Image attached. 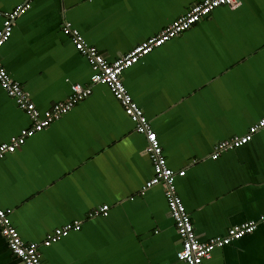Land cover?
<instances>
[{
	"label": "crops",
	"instance_id": "crops-1",
	"mask_svg": "<svg viewBox=\"0 0 264 264\" xmlns=\"http://www.w3.org/2000/svg\"><path fill=\"white\" fill-rule=\"evenodd\" d=\"M0 46V63L39 111L70 95L91 93L19 151L0 158V207L22 239L40 241L66 222L80 228L41 245L43 264H176L180 237L161 183L141 192L152 174L145 137L134 128L62 24L112 61L179 14L184 0H26ZM25 0H0L2 13ZM156 132L176 192L203 240L264 213V131L211 157L221 139L264 116V0L217 9L121 73ZM30 119L0 87V142ZM103 204L106 215L90 213ZM179 245V246H178ZM0 264H21L0 232ZM205 264H264V225L215 248Z\"/></svg>",
	"mask_w": 264,
	"mask_h": 264
},
{
	"label": "built area",
	"instance_id": "built-area-1",
	"mask_svg": "<svg viewBox=\"0 0 264 264\" xmlns=\"http://www.w3.org/2000/svg\"><path fill=\"white\" fill-rule=\"evenodd\" d=\"M29 7H30V3L28 1H26L25 3H20V4L16 5L10 11H6V12L2 13V15H3V21H2V25L0 27V33H3V38L0 39V46L11 35L12 29H13V20L18 15L23 14ZM182 14H186V13L184 12ZM205 16H207V14H205ZM175 23H176V18H174L166 26H168L170 24H175ZM61 28H62L63 33L66 34V35H68L70 37V40L73 43L75 49L79 53H81L86 58L87 62L89 63L90 68H91V74H90V77H89L90 83H92V84H95V83L104 84V85H106L108 87V89L110 90V92L112 93V95L121 104V106H122L125 114L131 119V121H133L134 128H135V130L138 133H142L144 135V132L140 130L142 127H146L149 130V132H155L152 129L151 124H150L148 118L146 117V115L144 114L143 110L136 104V102L131 97V95L128 92L126 86L124 85L123 80H122V77H121V73H122V71L124 69H126L130 65L138 62L142 57H144L145 55L148 54V53H145L144 55L137 57L131 64L125 62L123 64V67H120L121 62L124 60V58L127 57L130 52H132L136 48H138L140 46V44L145 41V39L142 40V41H140L139 43H137L136 45H134L133 47H131L128 51H126L125 53L119 55L118 57H116L112 61H108L104 56H102L101 61H94L92 59V53L102 54L97 49V47L94 46V45H91V44L87 43L84 40V38L82 37V35L79 33L78 29L72 27V25L69 22L64 21ZM164 28H162L160 31H163ZM4 29H7V31L4 32ZM67 29H71V33H69V31ZM77 36L83 42V46L80 47V48H78V47L75 46L76 43H77V41H76V39L74 37H77ZM175 36H177V35L173 34L172 37H175ZM147 38L150 39L151 36H149ZM155 48H153V49H155ZM115 67H120V71L118 73H114V74L110 73L109 69L115 68ZM0 73H2V75H0V87L6 92V94L8 96H10L15 101V103L18 106L19 105V102H20V94H27L29 96V93L23 88V86L17 80H14L10 76V74L8 73V71L4 68V66L1 63H0ZM112 75H115V76H119L120 77V79L116 80V84L119 85L120 91L123 92V94H124V97L123 98H121L120 93L117 91L115 85H113V83L111 82V76ZM97 77H99V81H97ZM76 86H79L80 88H82L84 90V92H85V95L80 96V98L78 100H76V102L72 106L68 107L67 110H61V105L64 103V101L67 100V99H65L63 101H57V102L52 103L48 108L44 109L43 111H39V109L36 107L37 112L39 113V115L41 117H46L48 113H52L53 116H54V119L52 120V122H53L56 119H58L59 117H61L68 110H70L77 102H79L83 98L87 97L91 93V87H90V85L89 86L88 85H85L84 86V85H81L80 83L74 82V83H71L70 84V90H71L70 95H73L74 94V90H75V87ZM17 89L20 90L19 93L17 92ZM32 103L34 104L33 101H32ZM129 103L135 108V110H136V114L135 115H133L128 110V108L126 107V105L129 104ZM18 107L20 109H22L26 113V115L29 117V119H30V125L28 126V128H31L32 125H31V116H30V113L28 111H25L23 109V107H21V106H18ZM261 118H264V116L256 119V121H258ZM256 121H254L253 123H251L247 127V129L249 127L255 126ZM23 129L24 128H22L19 132H22ZM39 130H41V129H37L35 132H37ZM34 133H32V135ZM243 133H241V134H234V135H232V136H230L228 138L221 139L220 141H217L215 143V145H214V149H216L218 143H224L226 145V148L225 149H231V148H235V147H239V146L244 145L249 140H251L252 137L250 139L246 140V141H243V142L235 145L234 147L233 146H228V145H231L232 144V142L235 139V137L240 136ZM15 135L10 136L6 141H2V142L7 143V142L11 141L15 137ZM32 135H30V136H32ZM144 137H145V135H144ZM24 141H23V143H24ZM156 146H157V148L162 149V146H161L159 140L156 142ZM148 147H149L148 146V142L145 139L144 151L148 155V157L150 159V162L152 164L153 174L141 186V192H143L146 188H148V187H150L152 185L161 183L163 185V194H164V197H165V200H166V204H167V207L169 209L170 215L173 218L176 231H177V233H178V235L180 237V241H181V239L186 234L192 240V244L191 245H188L187 240L184 241V245H180V248L176 251V258H178L180 255L183 254V252L185 250H187L192 255L195 256V262H194V264H205V260H207V259H209L211 257V253H212V251L215 248L228 245L231 242H233V241H235V240L243 237L244 235H247V234L253 232L257 228L258 225H260V224H263L264 225V213H262L256 219H250V220L244 221L242 223L229 226L224 234L214 235V236L208 237V238L203 239V240L199 239V237L197 236V234H196V232L194 230V227H193L192 221L190 219L189 213L187 212V210L185 208V205L183 204L180 196L176 192V186H175V176H176V174L175 173L179 172V173H181L179 175H183L184 174V170L181 169V170L175 171L172 168H170L167 165V161H166V157H165V155L163 153V149H162V151H159V152H157L154 155L152 152L148 151ZM157 155L164 161V170H165V172L172 174L170 176V187L165 184V182L163 181V179H161V180H157L156 179V176L158 174L155 173L154 169H155V166H156V163H157V161H156V156ZM217 156L218 155H214V156L211 155L212 158H216ZM1 157L2 156H0V158ZM153 181H155L154 184L152 183ZM172 197H174V199ZM176 204H178V206H179L178 208L175 207ZM105 205H107V204H103L100 207H98V209L95 210L97 212V214L99 213V210L100 209L104 208ZM107 210H108V207H107ZM0 212H6L7 213V215L4 217L8 221V230H7V233H6V230L4 229L3 226H0V232L3 235V237L5 238V241L7 243V246L9 248L10 252L13 255H15L16 257H18L20 260L27 259V257H21L20 253L16 250V248H14L12 246L13 243H14V239H15L13 237V235H12L13 232H14L16 234V237L19 238V243L20 244H23L27 248V250H28V252L30 254L35 255V252H33V249H32L31 246L34 245L37 241H26V240L22 239V237L19 235V233H18L17 229L15 228V226L11 223V220H10V217H9V212H10L9 209H4V208H1L0 207ZM92 212L90 213V215H92ZM106 214H107V211H106ZM106 214H104V215H106ZM180 215L183 216L182 225H180V221L178 220V216H180ZM75 223H78L79 224V227L76 228V229H73V230H77V229L80 228V223L78 221L66 222V223H64V224H62L60 226H57V228L58 229L59 228H66L67 225H69V224H75ZM183 226H186L187 227V233H185L184 231L181 230V227H183ZM235 228H239L241 234L237 235L235 233V231H234ZM249 228H250V231L248 230ZM69 232H67V234ZM51 233H52V230L50 232H48L43 239H47L48 237H50L51 236ZM63 236H65V235H63ZM63 236H60L59 239H61ZM197 237H198V239H197ZM59 239L54 240L53 243L54 242H57ZM221 241H223V243H221ZM42 245L43 246H48L49 244H42ZM38 251L40 252L39 249H38ZM197 253H202V255L201 254H197ZM38 264H43V262L41 260V253H40L39 258H38ZM188 264H193V261L191 259H188Z\"/></svg>",
	"mask_w": 264,
	"mask_h": 264
},
{
	"label": "snow or ice",
	"instance_id": "snow-or-ice-1",
	"mask_svg": "<svg viewBox=\"0 0 264 264\" xmlns=\"http://www.w3.org/2000/svg\"><path fill=\"white\" fill-rule=\"evenodd\" d=\"M26 2V0H25ZM185 4V13L186 14H179L176 17V23L170 24L164 28L163 31H160L158 34L152 35L151 38H145V41L140 44L138 48H136L134 51L130 52L127 57L124 58V60L121 62L120 67H123V64L125 62L131 64L137 57L144 55L145 53H150L153 48L157 46H163L172 36L173 34L179 36L182 31L189 30L192 26H194L195 23H198L200 19L205 18V14H207V18H210L211 13L214 10L217 9H232L236 7L239 4V0H184ZM69 33H71V29H67ZM7 29H4V32H6ZM3 38V33H0V39ZM77 41L76 47L80 48L83 46V42L79 39V37H74ZM103 54H96L92 53V59L94 61H101ZM120 67H115L109 69L110 73H118L120 71ZM103 70V69H102ZM2 75V73H0ZM120 79L119 76L112 75L111 76V82L113 85H115L117 91L120 93L121 98L124 97V94L122 91H120L119 85L116 84V80ZM97 81H99V77H97ZM17 92L19 93L20 90L17 89ZM85 95V92L82 88L79 86L75 87L74 94L70 95L66 101L61 105V110H67L68 107L72 106L76 100L80 98V96ZM23 107L25 111H28L31 116V128L24 127L22 132H18L15 137L7 142H0V156H3L5 153L15 152L19 151L23 146V141L32 135L37 129H42L46 127L49 123L52 122L54 119V116L52 113H48L46 117H41L39 113L37 112L36 106L32 103L31 98L27 94H20V102L19 105ZM128 110L135 115L136 110L135 108L129 103L126 105ZM144 132L145 139L148 142V151L152 152L154 155L162 151V149L157 148L156 142L158 141L157 134L155 132H149V130L146 127H142L140 129ZM264 131V118L259 119L256 121L255 126L249 127L242 135L235 137L231 145L228 146H235L243 141H246L250 139L253 135H255L257 132ZM226 145L224 143H218L216 149H213L211 155H219V152L222 150H225ZM156 166H155V173L158 175L156 176L157 180L163 179L165 184L170 187V176L171 173H167L164 170V161L157 155L156 156ZM176 175H179L181 173L177 172ZM153 184L155 181L152 182ZM174 199V197H172ZM107 205L104 206V208L99 210L100 215L106 214L107 211ZM176 208H178V204L175 205ZM97 212L94 210L92 212L93 218ZM7 215L6 212H0V226H3L4 229L8 230V221L4 218ZM178 220L180 221V225H182L183 222V216H178ZM179 226V225H178ZM79 227L78 223L75 224H69L66 228H57L56 226H53L51 236L47 239H42L40 241H37L34 245H32L33 252H35V255H32L28 252L27 248L19 243V238L16 237V234L13 232L14 243L13 247L16 248V250L20 253L21 257H27V259H22L21 264H38V258L40 255V252L38 249H40L42 244H49L51 245L54 240H57L60 238V236L66 235L67 232L72 231L73 229H76ZM181 230L187 233V227L183 226L181 227ZM250 231V228L248 229ZM235 233L237 235L241 234L239 228L234 229ZM198 239V237H197ZM187 240L188 245L192 244V240L189 238V236L186 234L180 241V245H184V241ZM223 243V241H221ZM179 246V245H178ZM194 247V246H193ZM201 254L202 253H197ZM188 259H191L193 261V264L195 262V256L192 255L189 251L185 250L182 255H180L177 260L176 264H188Z\"/></svg>",
	"mask_w": 264,
	"mask_h": 264
}]
</instances>
